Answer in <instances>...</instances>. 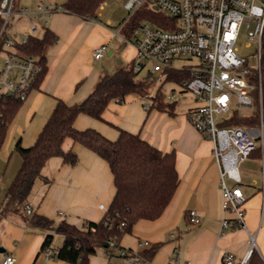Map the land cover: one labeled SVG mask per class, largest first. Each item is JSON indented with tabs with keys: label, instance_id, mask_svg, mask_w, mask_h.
Listing matches in <instances>:
<instances>
[{
	"label": "crops",
	"instance_id": "crops-1",
	"mask_svg": "<svg viewBox=\"0 0 264 264\" xmlns=\"http://www.w3.org/2000/svg\"><path fill=\"white\" fill-rule=\"evenodd\" d=\"M65 1L14 0L15 12L10 18L13 28L10 30L17 34V38L27 35L42 37L47 29L56 36L45 52L47 72L43 80L33 88L8 128L9 132L11 130L19 136L22 145L24 138L32 143L35 141L55 106L56 98L68 104L81 102L102 75L117 71L123 62L126 67L136 56L132 42L128 39L118 42L111 18L105 22L101 20L106 2L101 5L99 18L90 19L62 10ZM40 4H53L51 15L40 17L41 14L37 13ZM22 9L29 13L22 15ZM21 22L26 24L27 34L13 31ZM32 24L37 26L36 29H32ZM101 44H106L107 50L110 46L108 54L117 59L116 65L105 59L104 54L94 58L93 51ZM185 97L186 94L175 99V112L170 113L152 107L147 109L141 95L130 93L120 102H110L102 114L103 119L81 113L75 120L77 128H95L110 139H115L119 128H123L139 133L163 152L175 150L179 186L172 200L159 218L135 223L121 244L136 246L140 240L148 239L150 257L157 264H225L223 254L226 252L234 254L233 264H248L245 258L250 251L251 237H254V249L264 261V158L254 153L240 163L241 181L237 185L247 198L244 203L245 226L229 228L222 233L224 214L231 221L235 214L223 211L221 165L214 156V142L204 137L188 120L187 109L196 105V101L192 96L190 102L178 103ZM14 126L18 129L14 130ZM252 132L257 134L258 129L253 128ZM68 139L64 142V149L74 151L77 161L72 164L60 156L51 157L42 169V176L36 179L33 197L28 203L35 213L53 219L55 224L62 220L75 224L99 221L115 194L113 174L105 159L72 139L67 142ZM262 139L264 143V136ZM252 169L259 172L251 173ZM226 181L235 185L230 178ZM192 209L200 217L198 224L190 220L189 211ZM59 211H64L65 216L60 217ZM50 232L31 224L29 214L26 220L18 214L7 215L0 221V264L7 253L16 257L15 264H81L45 256L41 247ZM88 264H105V261L91 255Z\"/></svg>",
	"mask_w": 264,
	"mask_h": 264
},
{
	"label": "built area",
	"instance_id": "built-area-1",
	"mask_svg": "<svg viewBox=\"0 0 264 264\" xmlns=\"http://www.w3.org/2000/svg\"><path fill=\"white\" fill-rule=\"evenodd\" d=\"M147 1L156 4L157 10L165 15L155 19V24L137 22L132 27L133 36L128 40L136 48L134 68L157 75L156 83L170 69L192 74L190 79L169 91L167 99L173 101L184 94L194 95L196 105L187 109V118L204 137L214 142V156L221 165L222 208L225 213L235 214L233 221L224 214L221 232L243 227L247 198L237 185L241 181L239 165L259 145L264 147L263 139L261 142L256 139L258 136L263 138V125L260 128L262 133L258 135L242 125H220L227 116L217 120L216 115H228L238 108H253L255 89H258L262 106L264 0H128L126 8L130 11V18ZM13 6L14 0H0L3 19L0 27V111L11 98L26 100L43 69L38 57L21 48L30 36L15 38L8 32L10 18L15 12ZM37 8L40 17L51 15L54 9L53 4H40ZM20 13L26 15L29 11L22 9ZM36 27L32 24V29ZM241 34L250 40L249 46L254 44L250 54L255 59L252 64L248 56L238 53L236 44ZM106 51V44H101L94 49L93 56L100 58ZM178 59H188L189 65H174ZM153 95L154 92L143 97L147 109L151 107ZM115 101L122 100L117 98ZM226 178L232 179L235 185L231 186ZM100 207L105 208L103 204ZM24 209L29 215L33 213L29 203ZM189 215L192 223L200 222L196 210H190ZM59 216L64 217L65 212L59 211ZM84 228H87L86 224ZM53 234L52 243L43 250L51 259L57 253L54 240L59 235L54 231ZM250 244L245 261L256 245L254 237H251ZM150 248L148 239L140 240L136 246H116L110 242L106 264H157L148 253ZM233 258L231 252L223 254L225 264H233ZM15 263L16 257L11 253H7L1 262Z\"/></svg>",
	"mask_w": 264,
	"mask_h": 264
},
{
	"label": "trees",
	"instance_id": "trees-1",
	"mask_svg": "<svg viewBox=\"0 0 264 264\" xmlns=\"http://www.w3.org/2000/svg\"><path fill=\"white\" fill-rule=\"evenodd\" d=\"M106 1L66 0L61 9L84 18L98 19L101 5ZM2 20L0 16V27ZM135 24L137 22H134L132 27ZM55 39L56 36L47 29L42 37L30 36L27 43L21 45L23 51L38 57L43 66L35 87L40 85L47 72L45 52ZM134 64L133 60L126 67L102 75L88 96L79 103L68 104L63 99L56 98L55 106L35 141L29 146H23L18 139L15 144V149L22 157V163L8 187L3 210L19 211L25 207L36 179L42 176V169L51 157L60 156L65 162L72 164L77 161L74 151L64 149L67 138L89 148L109 164L115 194L99 221L87 220L75 224L62 220L55 224L53 219L34 211L29 215L31 224L51 231L47 234L41 251L52 243L54 231L63 236L55 257L69 263L88 264L90 255L100 248L107 251L110 242L120 246L123 237L132 232L134 224L139 220H155L163 214L179 186L174 149L163 152L139 133L123 128H119L115 139H110L95 128L79 129L75 126V120L81 113L103 119L102 114L110 102L117 98L123 100L130 93L145 97L154 92L151 97L152 108L175 112L177 100H167V94L185 79H190L192 74L170 69L166 76L156 83V75L149 70L143 77H139L141 71H136ZM258 93V89L253 92L254 103L250 113L243 114L239 109H234L220 125H242L249 129H260L263 125L264 128V80L262 106ZM24 101L11 98L0 111V149L8 128ZM256 139L259 140L260 136ZM254 153L264 158V147L259 145L252 154ZM3 214V211L0 212V215ZM148 253L151 255V248ZM247 263L264 264V261L254 249Z\"/></svg>",
	"mask_w": 264,
	"mask_h": 264
},
{
	"label": "rangeland",
	"instance_id": "rangeland-1",
	"mask_svg": "<svg viewBox=\"0 0 264 264\" xmlns=\"http://www.w3.org/2000/svg\"><path fill=\"white\" fill-rule=\"evenodd\" d=\"M128 0H107L106 1V5L104 6L102 12H103V16L101 17V20L103 22L106 21L107 18H111V27L114 29V31L116 32V36H117V40H119V43H123L126 42V39H129L133 36V29H132V24L134 22H142V23H149V24H155V19L159 18L160 15L163 16L165 15V13H160L157 10V5L152 3V1H147L145 2L138 10L135 11V13L133 14V16L130 18V11L126 8V3ZM155 14V15H154ZM10 28L12 29V25H10L8 32L11 33V35L15 38H17V34L15 32H12L10 30ZM13 31H19L22 33H26L28 32L27 30V26L24 22H21L18 27L15 29H13ZM249 39L247 38V36H244L243 34H241V36L239 37L238 41H237V48H238V53L244 56H248V60L249 62L252 64L254 63V58L251 57V53L253 51L254 48V44L252 46H249ZM253 43V42H252ZM110 51V46L108 48V50L104 53V58H108L110 59L114 65H116V58L114 59V55H109L108 52ZM250 55V56H249ZM194 60V59H193ZM188 59H178L174 61V65L177 66H188ZM123 66H125V63L123 62L122 64H120V66H118V68H122ZM147 70H143L139 73V77H143L147 72ZM115 72V71H114ZM113 73V72H111ZM157 77V75H156ZM192 94H186L185 98H182L178 103H182L183 102H190L192 100ZM150 101V99H148ZM147 100V101H148ZM239 111L243 114H247L250 113L253 108H238ZM226 115L224 116H218L216 115V119L220 120L222 117H226ZM14 130L18 129V127L14 126L13 128ZM15 133V132H14ZM13 132L8 131V136L6 137L5 143L3 145V147H1L0 149V179H1V183H0V212L3 211V215H0V221L2 219H4L5 217H7V215L13 214V215H19L21 218H23L24 220L27 219V213L25 211L24 208H22L19 211H11V210H3V206H4V200H5V196H6V192L8 190L9 185L11 184L12 180L14 179L17 171L19 170L21 163H22V157L20 155V153L15 149V143L18 140V137L16 135V133L14 134ZM253 133V132H252ZM258 135H261V129L257 132ZM263 136H264V129H263ZM70 139L67 140V142ZM261 140V138L259 139V141ZM32 142H29V140H26V138H24L23 140V146L24 145H31ZM10 148V149H8ZM255 172H259V170H251V173ZM33 197V189L28 197V200H31V198ZM60 243H62L61 240V236L56 235L55 240H54V244L55 245H59ZM2 245H0L1 247ZM108 252H106L105 248H100L97 250V252L95 254H92V256H97L98 258L102 259L103 261H105V264L107 263L108 260ZM91 257V255H90Z\"/></svg>",
	"mask_w": 264,
	"mask_h": 264
}]
</instances>
